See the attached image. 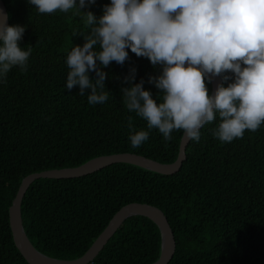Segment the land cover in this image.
<instances>
[{
	"label": "trees",
	"instance_id": "obj_1",
	"mask_svg": "<svg viewBox=\"0 0 264 264\" xmlns=\"http://www.w3.org/2000/svg\"><path fill=\"white\" fill-rule=\"evenodd\" d=\"M2 1L8 24L25 27L18 45L32 47V53L26 72L13 67L0 82V264H30L16 247L9 223V206L24 176L120 152L169 163L178 155L182 131L166 142L153 129L143 145L131 147L127 117H133L135 130L148 129L123 105L122 78L134 66L136 82L143 78L145 89L162 102V94L147 82L159 66L126 49L124 65L112 62L102 69L108 74L109 99L90 105L78 86L65 87L67 53L84 42L73 30L87 31L81 18L72 10L40 14L27 0ZM108 3L95 0L82 11L99 16ZM205 83L210 93L211 83ZM218 120L201 129L199 142L189 140L173 174L115 162L78 177L35 179L20 207L28 238L46 255L75 258L121 206L147 202L164 212L173 231L176 247L168 264H264V124L222 144L211 134ZM160 241L155 222L134 215L89 264H149L159 255Z\"/></svg>",
	"mask_w": 264,
	"mask_h": 264
},
{
	"label": "clouds",
	"instance_id": "obj_2",
	"mask_svg": "<svg viewBox=\"0 0 264 264\" xmlns=\"http://www.w3.org/2000/svg\"><path fill=\"white\" fill-rule=\"evenodd\" d=\"M27 3L40 14L72 10L81 18L87 31L73 30L84 42L67 53L65 87L78 86L90 105L109 99L108 74L102 69L112 62L124 65L126 49L147 58L153 68L159 66L147 82L159 90L162 102L145 89L143 78L136 82L134 66L122 78L123 105L148 129L135 130L133 117H127L131 147L143 145L153 129L166 142L174 131L199 142L201 129L217 117L211 134L222 144L264 124V0H110L99 16L82 11L95 0ZM6 20L7 14L0 13V82L13 67L26 72L32 53V47L18 45L25 27ZM214 77L221 83L210 94L205 82Z\"/></svg>",
	"mask_w": 264,
	"mask_h": 264
},
{
	"label": "water",
	"instance_id": "obj_3",
	"mask_svg": "<svg viewBox=\"0 0 264 264\" xmlns=\"http://www.w3.org/2000/svg\"><path fill=\"white\" fill-rule=\"evenodd\" d=\"M0 13L7 14L6 22L9 23V13L2 0H0ZM218 83H221L220 78L214 77L211 82L210 94L215 91ZM188 142L189 140L185 139L182 133L178 155L174 161L169 163H162L141 154L120 152L96 156L77 166L47 169L32 172L24 176L9 206V223L16 247L30 264H89L126 218L134 215H142L155 222L159 228L161 237L159 255L156 260L149 264H168L175 252V238L166 215L159 207L153 204L147 202H130L121 206L113 214L105 228L96 236L85 252L71 259L46 255L33 245L24 230L20 207L28 186L38 178L78 177L97 171L115 162H127L158 173L173 174L179 170L186 157L185 148Z\"/></svg>",
	"mask_w": 264,
	"mask_h": 264
}]
</instances>
